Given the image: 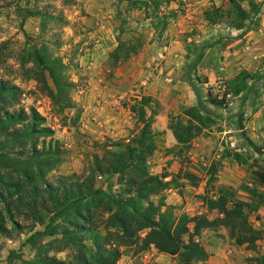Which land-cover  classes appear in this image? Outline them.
I'll return each instance as SVG.
<instances>
[{"label":"rangeland","instance_id":"374dc122","mask_svg":"<svg viewBox=\"0 0 264 264\" xmlns=\"http://www.w3.org/2000/svg\"><path fill=\"white\" fill-rule=\"evenodd\" d=\"M134 1L136 0H73L69 3L67 0H0V82L6 81L19 88L16 104L13 106L15 109L24 108L30 111L35 108L44 118L43 126L54 132L52 137L40 136L39 141L53 139L61 148V155L57 158L54 168L45 171L46 178L51 181L70 175L84 178L93 168L94 156H102L105 146L130 139L131 133L137 128V119L131 112V107L141 96L148 95L150 83L158 77L164 82V103L156 99L161 108L154 123L158 133V150L149 161L153 174L174 173L171 171L173 165H176L175 171H189L192 165L201 163L202 157L210 164L214 153L220 147H231V143L234 145L231 150L237 148L250 154L247 168L264 170V155L255 158V152L249 151L245 146L246 141L238 127V115L242 110L233 103L231 111L215 109L210 105L204 109L205 113L219 117L217 125L200 137L211 143L208 152L195 145L196 141L192 142L190 149L177 143L173 144L167 138L166 130H162L169 129L171 117L185 119L184 109L194 106L192 104L195 100L198 104L196 89H199V84L194 80V76L193 86L186 81L189 77L187 56L195 58L198 53L192 43L201 47L220 40L224 43L223 52L228 53L226 47L237 39L232 36L236 32L225 24L209 26L204 20L206 10L212 6L226 8L227 0H171L169 5L161 8L159 14L169 16L166 27L157 22V17L149 16L145 9L133 5ZM255 1L261 6L259 26L253 28V34L247 39V44L241 47L239 56H235L233 52L228 57L221 56L220 65L215 66L217 73H223L221 75L227 77L234 71L240 73L243 70L253 75L264 72V0ZM245 6L248 7L247 4ZM30 13H36L37 16H30ZM46 14L52 18H44ZM118 47H121V51L116 61L114 52ZM35 48H45L52 59H57L65 65L64 73L74 83L70 92L75 104L74 109L60 112L48 96L44 84L36 79L37 70L32 57ZM168 50H171L172 55L164 60L163 56L169 54ZM235 52L238 53L239 48L235 49ZM180 56H183V59L178 60ZM235 57L240 59L236 62L238 66L231 62ZM171 68L181 71L180 75L176 77L175 72H172L169 76ZM222 69L224 71H221ZM199 70L202 81L212 78L203 73L202 65ZM47 81L52 88L53 83L48 77ZM179 81L183 83H177ZM221 81L224 80H218L217 83ZM227 81L229 80L225 79V83ZM177 84L180 85L177 90L180 97L168 98V89ZM263 84V80L257 84L260 93H251V100L264 102ZM217 87L218 84L214 87L215 93ZM202 89V92L206 93L208 89L213 88L203 86ZM221 130L231 132L226 135L224 141L223 135L219 134ZM255 139L258 140V145L264 148V139ZM208 169H203L198 187L183 181L180 190L171 189L164 192L166 203L174 207L178 217L186 214L190 217L206 216L211 220L216 219L218 212L210 211L203 200L206 192L209 196L232 192L238 200L258 204L257 199L252 200L251 196L244 192V183L241 186H228L221 184L217 177L214 183L205 186ZM0 173L6 181L21 182L24 185L30 183L23 173L7 165L0 164ZM111 182L112 191H116L119 187L116 184L117 177ZM97 187L111 189L109 182L102 176L97 177ZM2 188L1 192L7 199L16 195L14 188ZM204 188L206 192L202 194ZM259 189L263 191L264 186ZM103 211L99 208L96 216L105 235L108 231L102 221L109 217V213ZM250 221L256 229H264V205L251 214ZM18 222L24 228L33 227L32 222L24 218H19ZM41 230L43 228L37 226L34 232ZM206 231H203L199 238L204 247L212 243L209 239L211 233L207 234ZM32 233L25 229L22 233H14L10 239L0 236V264H22L21 260H34L37 249L26 244ZM212 233L225 244L228 258L233 264H256L250 262V259L259 254L264 255V243L261 241L255 252L236 246L225 228H219ZM40 245L49 246L50 254L59 258H66L70 253V250L60 252L58 249L65 246L55 243V238L48 237ZM151 250L152 248L135 254L134 249L123 247L124 254L118 264L124 261L144 264L145 257ZM11 252L19 255L20 259L11 261ZM175 259L180 264L179 259Z\"/></svg>","mask_w":264,"mask_h":264},{"label":"trees","instance_id":"16d2710c","mask_svg":"<svg viewBox=\"0 0 264 264\" xmlns=\"http://www.w3.org/2000/svg\"><path fill=\"white\" fill-rule=\"evenodd\" d=\"M67 1L71 3L73 0ZM170 2L136 0L132 4L145 9L147 15L157 17V22L166 27L169 16L159 14L161 8ZM227 2L226 8L212 6L204 12V20L209 26L225 24L230 29L240 31L241 36L259 26V3L255 0ZM30 14L37 16L36 13ZM43 17L52 18L48 14ZM218 44H221L220 40L201 47L192 43L198 53L195 58L187 56L189 77L186 81L191 86L195 81L199 84V89H196L198 104L184 109L185 119L171 117L169 122V130L173 132L177 145L186 149H190L192 142L205 131L217 125L219 117L204 112L207 105L226 110L230 105L226 99L228 95L240 98L244 104L251 93L259 95L257 84L264 81V72L253 75L243 70L226 82L222 97L212 89L202 92L200 87L209 81L207 78L202 81L200 65L205 51ZM120 51L121 47H118L114 52L116 61ZM32 57L37 70L35 77L44 84L54 105L60 112L74 109L70 95L74 83L66 77L65 65L52 59L45 48L33 49ZM47 77L53 83L52 88L48 85ZM262 86L264 88V84ZM18 91L15 85L0 82V164L23 173L30 183L9 182L0 173V236L10 239L14 233H22L25 229L33 232L26 244L37 249V256L34 260H21L22 264H118L124 254L123 247L134 249L135 254L154 247L162 254L178 258L180 264H198L208 259L207 250L199 241L202 232L217 231L219 228H225L238 247L256 252L258 243H264V229H256L250 221L251 214L264 205V190L257 187L242 186L252 200H258L257 205L253 201L236 199L232 192L218 196H209L206 192L203 200L207 208L218 212V217L213 220L206 216L190 217L186 214L178 217L174 207L166 203L165 191L180 190L183 181L198 187L201 178L190 171L176 174L151 172L149 161L158 150V133L153 126L161 108L154 97L143 95L135 101L131 112L137 119L136 130L127 141L105 146L102 156L96 154L89 175L84 178L61 176L51 181L46 178L45 171L54 168L61 148L53 139L39 141L40 136L52 137L54 132L43 126L44 118L35 108L27 111L13 107ZM238 116V127L246 141L245 146L249 151L252 149L264 155V148L245 132L244 113ZM226 158L233 159L239 165H248L251 157L243 151L225 148L221 161L213 162L208 169L207 187L216 181L222 160ZM98 176L106 178L110 190L97 187ZM116 177L119 187L112 191L111 180ZM2 186L14 188L16 195L7 199L1 192ZM99 208L104 210L103 213H109V217L102 221L108 231L105 235L96 216ZM19 218L31 221L33 227L24 228L18 222ZM37 226L43 230L34 232ZM48 237L55 238V243L65 246L58 249L60 252L70 250L66 258L51 255L49 246L40 245ZM10 259L20 257L11 252ZM250 262L264 264V255L253 257Z\"/></svg>","mask_w":264,"mask_h":264},{"label":"crops","instance_id":"0c3cea01","mask_svg":"<svg viewBox=\"0 0 264 264\" xmlns=\"http://www.w3.org/2000/svg\"><path fill=\"white\" fill-rule=\"evenodd\" d=\"M233 30V29H232ZM236 33H233V37L237 38L236 40H233L234 42L227 46V50L228 53L223 52V48H224V43L218 44L216 46H214L213 48H209L205 51V57L203 59V61L201 62V65L203 67V73L207 76H212V78H209V82L207 84H204L203 86L209 88L212 87L213 91L215 90V86L218 80H231L234 77H236L239 72L238 71H234V73H231L230 75H228L227 77L224 75H221L223 73H217L215 70V66L216 65H220V58L221 56L226 55L227 57L233 54H236L235 56H239V54L241 53V47L244 44H247V39L252 36L253 32H249L244 36H241V32L240 31H236L234 30ZM225 40V39H224ZM228 40V39H226ZM239 48V52H235V49ZM163 52L166 50L165 49H161ZM226 50V51H227ZM167 56H163L164 60L166 59V57H171L170 55H172L171 50H168ZM231 53V54H230ZM178 56V55H177ZM175 55V57H177ZM183 59V56H180L178 60ZM227 59V58H226ZM225 59V60H226ZM173 60V59H172ZM237 60V61H236ZM240 59H238V57H235L234 59H231L232 63H235V65L238 66V64L236 62H239ZM173 62V61H172ZM164 69V67H163ZM177 69L175 68H171V71L168 73V75L170 76L172 74V72H175V76L178 77V75H180L181 71H176ZM221 71H224V69H222ZM162 72V70H161ZM214 78V81H213ZM216 78V79H215ZM169 81V79H168ZM177 83H183V81H179ZM180 85H174L172 86L170 89H168L167 92H169V97L168 98H179L180 96L178 95L179 92H177L178 88ZM201 86V91L203 90ZM164 89V82L158 77L155 80H153L150 83V87H149V92L147 93L149 96L154 97L155 99L159 100L160 102L164 101L163 93L162 90ZM204 91V90H203ZM197 100H195L194 104L192 105H197L196 103ZM235 102V103H234ZM251 102V103H250ZM164 103V102H162ZM235 104L238 106V108H240V110H242V112L244 113V125H245V131H247L246 133L248 134V137L250 139H252L257 145V141L255 138H263L264 139V102H260L258 99H250L249 98L246 100V102L244 104H242L240 98H233V100H231V103H229V107L227 108V110L231 111V104ZM235 119V118H234ZM225 123V122H224ZM154 131H156V125L153 126ZM162 130H166V136L169 139V141L173 144H176L177 141L173 135V132L169 129H165L163 128ZM215 131V129H213ZM223 131V130H222ZM220 131V135H223L222 140L224 138H226V135L228 133H231L230 131ZM241 131V130H240ZM213 134V133H212ZM210 134V135H212ZM201 137V136H200ZM196 138L194 141H196L195 145L199 146V148L204 151V152H208L209 151V144L207 142V139H203L202 138ZM210 139V138H208ZM230 139V138H229ZM224 141V140H223ZM233 143H231V147L228 146V149H232L233 147ZM226 147H220L218 149V151L216 153H214L213 159L211 160L210 164H208L209 161H206L205 158H201V163H198L199 165H192L189 169V171L195 175H197L199 178L201 177L202 171L204 168H209L210 165L213 162H217V161H221L222 156L224 154V150ZM214 150V149H213ZM236 151H241L240 149H235ZM244 150V149H243ZM252 152H254L251 149ZM255 158L260 157V154H257L255 152ZM172 160V159H170ZM215 160V161H214ZM173 165L171 167V171H173L174 173L172 174H176L178 173V171H175V168ZM217 177L220 179V183L221 184H225L228 186H238V185H242L243 183L245 185H248L250 187H257L258 189L261 188L262 186H264V170L260 169V168H252L250 169L247 168V165H239L237 162H235L233 159L230 158H226L224 160H222V166L219 168L218 170V175ZM207 182V181H206ZM238 184V185H237ZM206 186V184H205ZM206 189L204 188L201 192L202 194H205L204 192ZM264 190V189H263ZM207 234L209 235V239L211 244H207L205 245V248L207 250L208 253V260L205 261L204 263H199V264H233V261H230L228 258V254L226 252V246L225 244H223V242L220 241L219 238H217L216 235H213L214 233L212 232H216V231H210L207 230L206 231ZM225 234V232H224ZM235 249V247L233 248ZM231 252V251H230ZM233 252V251H232ZM175 257H171L168 256L166 254H162L160 252H158L154 247L152 248L151 252H148L145 260H144V264H178V261H176ZM122 264H134L133 262L131 263H127V261L121 262ZM120 263V264H121Z\"/></svg>","mask_w":264,"mask_h":264},{"label":"built area","instance_id":"2783aa9c","mask_svg":"<svg viewBox=\"0 0 264 264\" xmlns=\"http://www.w3.org/2000/svg\"><path fill=\"white\" fill-rule=\"evenodd\" d=\"M226 91V83H225V81H221V82H219L218 83V87H217V93H219L220 95H221V97H222V95L224 94V92ZM226 99L228 100V101H231L232 100V97L230 96V95H228L227 97H226Z\"/></svg>","mask_w":264,"mask_h":264}]
</instances>
